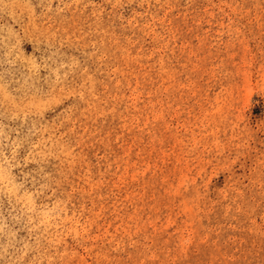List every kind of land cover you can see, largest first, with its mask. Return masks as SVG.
Returning a JSON list of instances; mask_svg holds the SVG:
<instances>
[{
  "label": "rangeland",
  "instance_id": "rangeland-1",
  "mask_svg": "<svg viewBox=\"0 0 264 264\" xmlns=\"http://www.w3.org/2000/svg\"><path fill=\"white\" fill-rule=\"evenodd\" d=\"M0 264H264V0H0Z\"/></svg>",
  "mask_w": 264,
  "mask_h": 264
}]
</instances>
